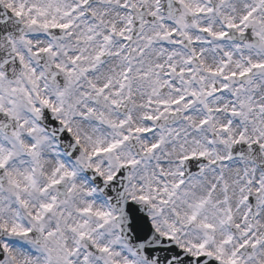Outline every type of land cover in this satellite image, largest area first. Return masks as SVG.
I'll return each mask as SVG.
<instances>
[{
  "label": "snow or ice",
  "instance_id": "6c2138e0",
  "mask_svg": "<svg viewBox=\"0 0 264 264\" xmlns=\"http://www.w3.org/2000/svg\"><path fill=\"white\" fill-rule=\"evenodd\" d=\"M0 264H264V0H0Z\"/></svg>",
  "mask_w": 264,
  "mask_h": 264
}]
</instances>
